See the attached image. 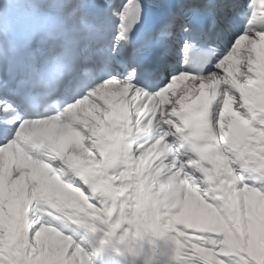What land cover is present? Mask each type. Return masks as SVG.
Returning a JSON list of instances; mask_svg holds the SVG:
<instances>
[{
	"label": "snow or ice",
	"instance_id": "6c2138e0",
	"mask_svg": "<svg viewBox=\"0 0 264 264\" xmlns=\"http://www.w3.org/2000/svg\"><path fill=\"white\" fill-rule=\"evenodd\" d=\"M6 2L0 264H264L257 0Z\"/></svg>",
	"mask_w": 264,
	"mask_h": 264
},
{
	"label": "bare ground",
	"instance_id": "6f19581e",
	"mask_svg": "<svg viewBox=\"0 0 264 264\" xmlns=\"http://www.w3.org/2000/svg\"><path fill=\"white\" fill-rule=\"evenodd\" d=\"M22 4L23 3L21 2V0H7V2L4 3V5H3L5 15L8 16L13 21L17 20L18 18H21L24 15L25 10H26V8L24 7L25 5L23 4L24 5L23 6ZM263 4H264V2H263ZM17 16H18V18H17ZM183 86H184V84L182 82H177V91ZM136 102L138 103L139 100H137ZM67 226L70 228L73 227V226L69 225L68 223H67ZM76 230L79 234L82 235L85 242H91L93 247H99L98 239L96 236L87 233L83 229H79L78 226H76ZM110 248L111 247H104L102 249V252L100 253V255L106 254L108 256V254H111L113 256H116V252L112 251V249H110ZM128 261L130 264H132L131 259H128ZM135 264H142V262L140 260H137L135 262Z\"/></svg>",
	"mask_w": 264,
	"mask_h": 264
},
{
	"label": "rangeland",
	"instance_id": "374dc122",
	"mask_svg": "<svg viewBox=\"0 0 264 264\" xmlns=\"http://www.w3.org/2000/svg\"><path fill=\"white\" fill-rule=\"evenodd\" d=\"M94 259H96V264H99V262L101 261V257H94Z\"/></svg>",
	"mask_w": 264,
	"mask_h": 264
}]
</instances>
